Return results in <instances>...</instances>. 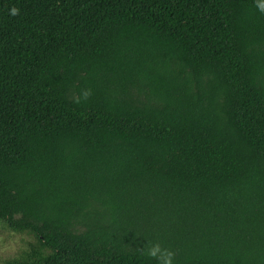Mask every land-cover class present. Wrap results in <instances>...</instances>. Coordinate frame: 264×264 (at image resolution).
Segmentation results:
<instances>
[{"label":"trees","instance_id":"obj_1","mask_svg":"<svg viewBox=\"0 0 264 264\" xmlns=\"http://www.w3.org/2000/svg\"><path fill=\"white\" fill-rule=\"evenodd\" d=\"M261 2L0 0L16 264H264Z\"/></svg>","mask_w":264,"mask_h":264},{"label":"rangeland","instance_id":"obj_2","mask_svg":"<svg viewBox=\"0 0 264 264\" xmlns=\"http://www.w3.org/2000/svg\"><path fill=\"white\" fill-rule=\"evenodd\" d=\"M40 249L32 231H13L0 223V264H16L36 254Z\"/></svg>","mask_w":264,"mask_h":264},{"label":"clouds","instance_id":"obj_3","mask_svg":"<svg viewBox=\"0 0 264 264\" xmlns=\"http://www.w3.org/2000/svg\"><path fill=\"white\" fill-rule=\"evenodd\" d=\"M260 8L262 11H264V0H262V2L260 3ZM15 9H13V13H15Z\"/></svg>","mask_w":264,"mask_h":264}]
</instances>
